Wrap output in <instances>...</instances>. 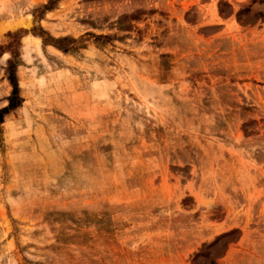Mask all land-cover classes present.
I'll return each mask as SVG.
<instances>
[{
    "label": "rangeland",
    "instance_id": "obj_1",
    "mask_svg": "<svg viewBox=\"0 0 264 264\" xmlns=\"http://www.w3.org/2000/svg\"><path fill=\"white\" fill-rule=\"evenodd\" d=\"M14 33L0 264H264V0H0V109Z\"/></svg>",
    "mask_w": 264,
    "mask_h": 264
},
{
    "label": "trees",
    "instance_id": "obj_2",
    "mask_svg": "<svg viewBox=\"0 0 264 264\" xmlns=\"http://www.w3.org/2000/svg\"><path fill=\"white\" fill-rule=\"evenodd\" d=\"M43 8L45 10H49L50 2H48ZM24 33L32 34V36L40 38L43 47L51 46L64 54L70 53L75 49H77V47H75L74 44L77 43V41L78 42L81 41V39L76 40L70 37L53 38L41 28H38V30L36 31L35 30L24 31ZM8 36L12 38V41L2 49L10 54V57L7 60L5 73H6V80L8 81L11 87V93L10 96L6 99L7 105L0 109V125L3 123V117L7 115L9 112L19 107L21 103V99L19 97V86L16 78V69L19 66L20 60H19L18 51L15 50V48H13L15 47V45L18 44L19 39L16 33L8 34Z\"/></svg>",
    "mask_w": 264,
    "mask_h": 264
},
{
    "label": "crops",
    "instance_id": "obj_3",
    "mask_svg": "<svg viewBox=\"0 0 264 264\" xmlns=\"http://www.w3.org/2000/svg\"><path fill=\"white\" fill-rule=\"evenodd\" d=\"M53 48V47H52ZM53 49H55V48H53ZM56 50V49H55ZM58 51V50H57Z\"/></svg>",
    "mask_w": 264,
    "mask_h": 264
},
{
    "label": "bare ground",
    "instance_id": "obj_4",
    "mask_svg": "<svg viewBox=\"0 0 264 264\" xmlns=\"http://www.w3.org/2000/svg\"><path fill=\"white\" fill-rule=\"evenodd\" d=\"M36 40V39H35Z\"/></svg>",
    "mask_w": 264,
    "mask_h": 264
}]
</instances>
